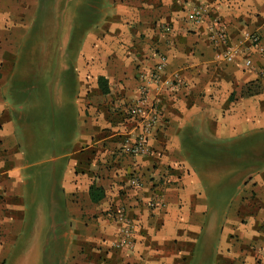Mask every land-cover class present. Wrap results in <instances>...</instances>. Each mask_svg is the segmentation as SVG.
<instances>
[{
    "label": "crops",
    "instance_id": "0c3cea01",
    "mask_svg": "<svg viewBox=\"0 0 264 264\" xmlns=\"http://www.w3.org/2000/svg\"><path fill=\"white\" fill-rule=\"evenodd\" d=\"M219 26L264 45V0H0V264H264V57L219 60ZM30 43L47 63L36 89L18 85ZM144 72L159 114L150 153L132 157L121 114ZM40 192L43 218L29 208ZM120 210L131 249L114 246Z\"/></svg>",
    "mask_w": 264,
    "mask_h": 264
},
{
    "label": "built area",
    "instance_id": "2783aa9c",
    "mask_svg": "<svg viewBox=\"0 0 264 264\" xmlns=\"http://www.w3.org/2000/svg\"><path fill=\"white\" fill-rule=\"evenodd\" d=\"M209 13L206 7H194L191 11V20L194 24H201L206 21ZM165 31H171L170 28H165ZM211 40L214 45H225V51L218 54V59L233 63L237 61V58L248 50H255L260 56L264 57V45L259 34L246 31L244 33V40L248 43V48L241 49L240 47L231 43L230 37L227 34L223 26L214 28L211 31ZM167 58L165 56H159V63L156 66L158 74L162 72L166 66ZM246 66H251V60H245ZM158 74L142 73L140 75V81L142 84L138 88V95L133 101V104L126 108L122 112L121 125L127 126L129 122H132L134 128H131L130 132L125 136L124 140L120 141V150L122 153L132 157L145 156L150 153L149 140L152 132L158 121V105L156 103L150 104L148 95L150 92V85L158 83ZM120 138L122 135L120 133ZM141 181L139 177L134 173L130 175L128 179V189H139L141 187ZM154 208L163 207L159 201L153 200L150 204ZM115 221L120 223L123 227L121 230V238L114 244L115 248L119 249H131L133 243L131 238L134 234L133 221L130 220L124 210H120L115 215Z\"/></svg>",
    "mask_w": 264,
    "mask_h": 264
},
{
    "label": "rangeland",
    "instance_id": "374dc122",
    "mask_svg": "<svg viewBox=\"0 0 264 264\" xmlns=\"http://www.w3.org/2000/svg\"><path fill=\"white\" fill-rule=\"evenodd\" d=\"M92 4L95 5V2L90 3V1H89L88 3H86V5H88V6H90ZM32 41H33V39H32ZM30 47H32V44L26 45L20 53V57H19L18 65H17V67L19 69L18 70L19 76H20L19 83H18L19 88H21V82L24 81L25 79L28 80L27 85H29V87H32V89L39 88L40 84H43V82H45L44 80H46V76H44L46 69L43 70V67L47 63L42 56L38 55L39 53H36V52L31 53ZM36 62H38V64ZM25 76H26V78H25ZM58 86H59V84H58ZM36 96L37 95H35V97ZM71 115H69V118L71 117ZM74 132H75V130H74L73 126H70V129L68 128L67 130H65L63 132V134L65 136L71 137L74 135ZM38 197H39L40 203L36 204V205L29 206L31 211L34 212L38 218H43V216H45V215L49 216V215L53 214V210H51L52 209L51 206H49V204H44V202H46L48 200V199H46V197H48L47 192H40L38 194ZM41 202H43V203H41ZM47 218H49V217H47Z\"/></svg>",
    "mask_w": 264,
    "mask_h": 264
},
{
    "label": "trees",
    "instance_id": "16d2710c",
    "mask_svg": "<svg viewBox=\"0 0 264 264\" xmlns=\"http://www.w3.org/2000/svg\"><path fill=\"white\" fill-rule=\"evenodd\" d=\"M90 196L94 202H97L104 196V194L100 188L92 186L90 190Z\"/></svg>",
    "mask_w": 264,
    "mask_h": 264
}]
</instances>
